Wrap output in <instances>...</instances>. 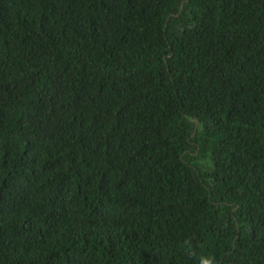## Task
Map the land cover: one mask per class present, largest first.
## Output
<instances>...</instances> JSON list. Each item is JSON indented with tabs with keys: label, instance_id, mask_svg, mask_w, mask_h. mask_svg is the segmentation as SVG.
Listing matches in <instances>:
<instances>
[{
	"label": "trees",
	"instance_id": "16d2710c",
	"mask_svg": "<svg viewBox=\"0 0 264 264\" xmlns=\"http://www.w3.org/2000/svg\"><path fill=\"white\" fill-rule=\"evenodd\" d=\"M264 264V0H0V264Z\"/></svg>",
	"mask_w": 264,
	"mask_h": 264
},
{
	"label": "clouds",
	"instance_id": "9594fccd",
	"mask_svg": "<svg viewBox=\"0 0 264 264\" xmlns=\"http://www.w3.org/2000/svg\"><path fill=\"white\" fill-rule=\"evenodd\" d=\"M201 264H214V260L212 258H202Z\"/></svg>",
	"mask_w": 264,
	"mask_h": 264
}]
</instances>
